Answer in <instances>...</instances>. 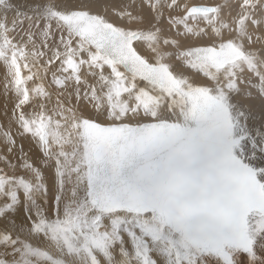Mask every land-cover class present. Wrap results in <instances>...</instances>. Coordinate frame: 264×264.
Wrapping results in <instances>:
<instances>
[{
  "label": "snow or ice",
  "instance_id": "snow-or-ice-1",
  "mask_svg": "<svg viewBox=\"0 0 264 264\" xmlns=\"http://www.w3.org/2000/svg\"><path fill=\"white\" fill-rule=\"evenodd\" d=\"M0 264H264V0H0Z\"/></svg>",
  "mask_w": 264,
  "mask_h": 264
}]
</instances>
